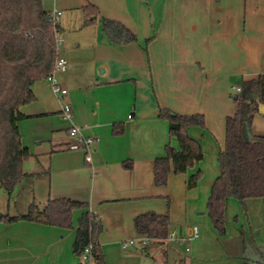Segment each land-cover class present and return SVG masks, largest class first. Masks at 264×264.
Returning a JSON list of instances; mask_svg holds the SVG:
<instances>
[{
	"label": "crops",
	"instance_id": "1",
	"mask_svg": "<svg viewBox=\"0 0 264 264\" xmlns=\"http://www.w3.org/2000/svg\"><path fill=\"white\" fill-rule=\"evenodd\" d=\"M43 2L47 11L61 12L59 26L66 38L58 55L67 68L55 79L68 95L59 99L42 80L34 86L36 100L20 108L28 117L18 123L22 144L32 154L29 161H36L30 169L25 163V177L16 186L27 195V212L32 203L43 209L59 198L87 203L103 224L99 241L107 264H264V198L245 205L228 199L225 236H216L207 216L220 174L226 119L237 111L236 101L233 113L225 111L229 85L264 74V15L258 13L264 0ZM90 4L100 13L85 26L83 9ZM103 19L123 23L138 42L113 43ZM64 104L73 109L71 120L62 116ZM161 108L202 114L206 129H189L203 146V161L185 174L172 173L167 186L158 188L155 160L165 155L169 143L179 149L170 138L168 121L159 118ZM72 126L96 139L91 162L84 151L68 149ZM256 128L252 126L253 133L264 136ZM246 138H251L248 132ZM208 156L214 171L205 165ZM125 162H132V168L126 169ZM197 172L208 179L189 189ZM25 180L29 186H23ZM27 212L0 211V218ZM149 212L169 216L174 239L143 244L146 237L138 234L134 222ZM82 213L74 212L75 227ZM192 226H200L201 236L182 251V241H195L188 240ZM75 240V230L0 221V264H80ZM130 241L134 244L122 247Z\"/></svg>",
	"mask_w": 264,
	"mask_h": 264
},
{
	"label": "trees",
	"instance_id": "2",
	"mask_svg": "<svg viewBox=\"0 0 264 264\" xmlns=\"http://www.w3.org/2000/svg\"><path fill=\"white\" fill-rule=\"evenodd\" d=\"M43 0H0V188L12 195L18 182L25 177L24 165L32 158L22 144L18 123L28 117L20 108L36 100L34 86L52 74L57 59L56 32L62 33L59 24L54 27ZM84 25L95 23L99 9L85 6ZM94 17V18H93ZM103 30L117 45L138 42V36L123 23L103 19ZM237 111L227 117L225 145L219 154L220 174L215 180L208 201V214L219 236H225V209L230 198L242 205L249 199L264 198V136L252 130L254 118L264 107V74L245 80L237 97ZM159 118L169 123V135L179 144L175 149L170 143L165 155L154 162V183L166 187L170 175H181L204 159L203 146L189 134V129H206L202 114L182 115L161 108ZM124 132V127L120 133ZM251 135L247 140L246 133ZM133 163L125 162L131 169ZM202 172L192 175L188 188H195ZM82 210L77 227L74 212ZM20 220L39 222L61 229L75 230L74 252L80 256L85 248L93 245L97 264H107L100 247L103 224L90 211L87 203L68 198L49 200L41 209L32 203L24 216H4L0 221L14 223ZM139 235L154 241L168 238L171 222L168 215L149 212L135 219Z\"/></svg>",
	"mask_w": 264,
	"mask_h": 264
},
{
	"label": "built area",
	"instance_id": "3",
	"mask_svg": "<svg viewBox=\"0 0 264 264\" xmlns=\"http://www.w3.org/2000/svg\"><path fill=\"white\" fill-rule=\"evenodd\" d=\"M61 16V12L59 11H54L50 13V17L52 20V23L54 27H56L59 24V19ZM56 37H57V47L59 50V47L62 44V37L61 33L56 32ZM67 68V61L66 59L58 56L55 68L52 72L51 75L47 77V81L50 84L51 90L55 96H57L59 99H63L65 96L68 95L67 90L63 89L59 83L55 79V74L57 72H64L66 71ZM238 92L241 91L239 88L237 90ZM62 116L67 119L71 120L73 118V109L69 104H64L62 107ZM69 136L72 140V143L68 146L69 150L77 151L81 150L84 151L86 154V161L91 162L92 161V151H93V146L96 142V139L92 136H88L84 133L83 129L78 127V126H72L69 130ZM175 234H169L170 239H174ZM200 236V230L197 226H194L191 229V235L188 238L189 241H193L198 239ZM143 244L146 245L149 242L148 238L143 239ZM134 244L133 241L126 242L122 244L123 248H126L129 245ZM80 258V264H97V260L94 256L93 252V245H89L85 248L84 252L79 256Z\"/></svg>",
	"mask_w": 264,
	"mask_h": 264
},
{
	"label": "rangeland",
	"instance_id": "4",
	"mask_svg": "<svg viewBox=\"0 0 264 264\" xmlns=\"http://www.w3.org/2000/svg\"><path fill=\"white\" fill-rule=\"evenodd\" d=\"M258 13H260L261 15H264V3L260 6V11ZM253 17H254V15H252L251 13L248 14V18L252 19ZM65 38H66V36L63 35L62 36V44L59 47V50H62V47H63V45L65 43ZM241 87H242V82L239 83V82H236L235 80H233L231 82V84L229 85V90L227 91V96L225 97V111H227V113H230V112L233 113L235 111V109H236L235 97H237L239 95L240 92H238L237 89L241 88ZM255 126L257 127L256 129H258L260 131L264 130V114H259V115H257L254 118L253 127L255 128ZM211 161L212 160H211L210 156H208L204 160L205 165L207 166V168H210V171H212V170L214 171L215 169H214ZM35 162L36 161L34 159H32L31 161L27 162L26 168L30 169V167L35 165ZM207 179H208L207 175L203 173V175H202V177L200 179V183L204 184V181L206 182ZM28 182L29 181H27V180L23 181V183H22L23 186H29ZM199 188H201V187H199ZM13 193H14V195L11 196L6 191H4L3 189L0 188V211H2L3 213H10L11 215L18 214L19 212L26 213L27 212V208H28L27 206H25L27 204V201H28L27 200V195L25 194V192H22L20 189H17V188L15 189V192H13ZM18 194H20L19 195L20 198H19V203L16 204L15 203V200H16L15 198H16V196H18ZM180 197L182 199V196H180ZM207 216H208L209 221L211 222V220L209 218V214ZM198 218L201 219V218H205V217L199 216ZM192 228H193V226L191 227V229ZM199 230H200V226H199ZM213 230H214L216 236H219L218 232L215 230L214 227H213ZM172 233H174V230L170 229L169 234H172ZM200 236H201V230H200ZM196 241L197 240L191 242L190 245H188L187 242L182 241L181 245L178 246V248L180 250H182V251H184L185 248L189 247V246H190V248H192ZM170 264H172V263H170Z\"/></svg>",
	"mask_w": 264,
	"mask_h": 264
},
{
	"label": "water",
	"instance_id": "5",
	"mask_svg": "<svg viewBox=\"0 0 264 264\" xmlns=\"http://www.w3.org/2000/svg\"><path fill=\"white\" fill-rule=\"evenodd\" d=\"M260 113H261V114H264V107H261V108H260Z\"/></svg>",
	"mask_w": 264,
	"mask_h": 264
}]
</instances>
